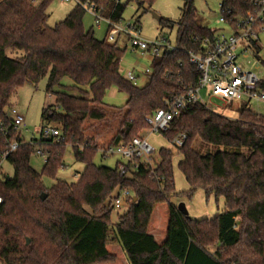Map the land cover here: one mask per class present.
<instances>
[{
	"label": "trees",
	"instance_id": "trees-1",
	"mask_svg": "<svg viewBox=\"0 0 264 264\" xmlns=\"http://www.w3.org/2000/svg\"><path fill=\"white\" fill-rule=\"evenodd\" d=\"M81 1L120 23L132 2L148 12L157 0ZM251 1L220 0L223 21L234 27L240 16L253 11ZM53 2H0V163L12 144L19 145L6 159L13 178L3 177L0 170V262L264 264V117L251 104L242 103L235 119L201 103L189 104L162 135L171 143L185 134L188 141L182 148L172 146L177 154L161 148L155 167L143 160L117 163L112 169L95 165L98 154L105 159L108 149L143 137L147 117L198 87L202 76L189 54L205 51L204 44L213 43L218 31L199 24L194 0H181L178 23L159 21L161 29L178 28L176 50L153 59L142 88L120 73L127 49L107 39L99 42L92 30L86 31L83 9L73 6L64 21L51 27ZM259 53L256 46L254 54ZM45 78L54 104L42 110L41 130L51 128L60 136L45 138L41 131L38 140L26 143L9 116L10 101L19 87L38 86ZM112 87L128 97L124 107L104 105ZM259 88L264 90V81ZM105 132L111 136L102 144L97 139ZM68 148L84 165L73 184L57 178ZM36 155L45 159L41 173L31 167ZM177 156L187 192L176 189ZM45 179L54 184L48 188ZM123 192L130 194L127 213L113 224L106 203L115 210L113 202ZM198 192L205 205L215 206L213 218L186 217L171 201H191ZM215 245L212 254L208 248Z\"/></svg>",
	"mask_w": 264,
	"mask_h": 264
},
{
	"label": "rangeland",
	"instance_id": "rangeland-1",
	"mask_svg": "<svg viewBox=\"0 0 264 264\" xmlns=\"http://www.w3.org/2000/svg\"><path fill=\"white\" fill-rule=\"evenodd\" d=\"M3 0H0V2ZM40 0H37L39 3ZM194 6L198 15V22L201 26L206 27L211 30L218 31L220 37H228L231 34V30L228 25L223 21L220 13V0H194ZM183 3L181 0H157L151 10L148 12L146 10L139 11L136 2H132L126 9L123 21L125 23L131 22L135 23L139 21V27L141 30V36L146 42H155L162 38L161 34L168 37L169 43L172 47H175L177 38V29H161L159 21L155 18H163L173 23H178L181 18V9ZM72 5L63 4L60 0H54L49 9V25L54 27L56 24L64 21L67 15L72 9ZM146 11V12H145ZM83 25L86 31L92 30L96 39L103 41L106 39L107 26L102 23L100 26L94 24L93 18L85 14L83 19ZM118 47L127 51L120 66V73L122 77H126L130 73H135L138 76L137 87H145L148 77L144 74L146 69H151V64L153 61V56L151 53L147 52L145 54L140 52L131 51L130 47L127 46L125 39H121ZM260 53L256 56L253 52L249 51L246 54L241 55L239 59V65L244 69L245 72L255 74L261 81H264V34L260 36ZM9 57H13L12 53L8 54ZM243 56V57H242ZM48 83V78L42 80L38 86L25 85L24 87H19L17 92L12 96L10 104L12 108L18 110L19 114L24 117V123L20 128V133L22 138L26 143H30L32 140H38L40 138L41 129L43 127L42 123V110L54 104V97L49 96L46 93V87ZM64 84H72L70 80H64ZM60 91V89H57ZM72 95H76L75 92H70ZM203 99L206 107L214 111L216 114L235 119L238 117V110L240 104L233 102L230 106L224 107L223 103L216 99H209L207 93L203 95ZM128 97L126 94L118 91L116 87L110 89L103 103L106 107L122 108L126 105ZM251 109L254 113L264 117V104L251 103ZM97 140L100 143L107 144L110 139V133H104L100 135ZM143 137H150V130L146 129L141 133ZM150 142L155 146L156 152L153 157V167L159 162L158 151L161 148L171 149L173 154H177V151L172 147L170 142H168L163 136L153 135L150 137ZM180 157H175L174 164V174L176 189L178 192H187L189 187L178 170L177 163ZM127 161L120 156H108L105 159L102 158V154H98L95 159V165L97 167L115 168L117 163L124 164ZM31 167L37 173H41L44 165L45 159L41 155H36L31 160ZM84 171V165L82 163L76 162L74 159L73 152L70 148L67 149L64 156V166L58 173V180H62L69 184L77 183L79 181V175ZM14 171L11 165L5 162L2 166V176L13 178ZM45 185L50 188L54 182L51 180H44ZM177 206L184 204L189 212L190 217L202 219V218H213L215 214V206L205 205L204 196L202 192H198L191 201L187 200L185 197L179 199L174 198L171 200ZM108 211L112 213V222L117 224L124 214L127 213V207L123 206L121 209H112L109 202L106 203ZM88 212H91L86 208ZM237 229L240 228L241 221H237ZM210 253H214L218 247L212 246L208 248ZM0 264H4L0 262Z\"/></svg>",
	"mask_w": 264,
	"mask_h": 264
},
{
	"label": "built area",
	"instance_id": "built-area-1",
	"mask_svg": "<svg viewBox=\"0 0 264 264\" xmlns=\"http://www.w3.org/2000/svg\"><path fill=\"white\" fill-rule=\"evenodd\" d=\"M32 1L37 2V0ZM60 2L69 6L80 7L93 18L96 26L104 23L108 29L106 39L111 45L118 46L121 39H125L131 51L143 54L149 52L153 59L162 58V56L176 50L165 36L155 42H146L141 36V27L137 22L113 23L102 16L100 8L81 0H60ZM251 4L253 11L243 17L240 16L235 21L234 27L231 28L228 25L231 30L228 37L217 35L213 43L210 44L207 41L204 44L205 51L189 54L191 64L197 68L202 76L199 85L192 91L190 90V92L166 103L164 109L158 110L145 119L144 122L149 127L151 136H162L167 132L171 122L179 117L189 104L201 103L205 105L203 95L206 93L209 99L219 100L224 104V107L230 106L233 102L240 105L242 103L264 104V90L259 88L262 81L255 74L245 72L238 62L241 55L249 51L255 52V47H259L260 44V36L264 34V0H252ZM151 72V69H146L144 74L148 76ZM124 80L133 86H137L138 76L135 73H130L124 77ZM9 116L13 120L15 130L20 132L24 117L15 108L10 111ZM42 136L58 138L60 133L57 130L47 128L42 130ZM150 137L134 138L130 143L110 148L105 153L108 156H120L127 162L143 160L153 167L152 156L157 152L155 146L150 142ZM188 139L187 135L181 134L173 139L170 144L173 147L182 148ZM10 147L2 158L0 170H2L7 157L17 151L19 145L14 143ZM120 170L123 171V167ZM129 198L130 194L123 192L116 197L113 207L121 209L126 205ZM2 204L3 200L0 196V206Z\"/></svg>",
	"mask_w": 264,
	"mask_h": 264
},
{
	"label": "water",
	"instance_id": "water-1",
	"mask_svg": "<svg viewBox=\"0 0 264 264\" xmlns=\"http://www.w3.org/2000/svg\"><path fill=\"white\" fill-rule=\"evenodd\" d=\"M155 18H156L158 21L161 20V18H159L158 16H155ZM46 196H47V195H43V196H41V200L44 201V200L46 199ZM178 209H179V211H180L182 214H184L186 217L189 216V212H188V210L186 209V207H185L184 204L179 205V206H178ZM27 241H28L27 244H29L30 241H29V240H27Z\"/></svg>",
	"mask_w": 264,
	"mask_h": 264
},
{
	"label": "crops",
	"instance_id": "crops-1",
	"mask_svg": "<svg viewBox=\"0 0 264 264\" xmlns=\"http://www.w3.org/2000/svg\"><path fill=\"white\" fill-rule=\"evenodd\" d=\"M73 7V6H72Z\"/></svg>",
	"mask_w": 264,
	"mask_h": 264
}]
</instances>
